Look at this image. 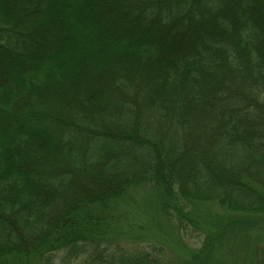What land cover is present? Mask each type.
<instances>
[{
  "label": "trees",
  "instance_id": "obj_1",
  "mask_svg": "<svg viewBox=\"0 0 264 264\" xmlns=\"http://www.w3.org/2000/svg\"><path fill=\"white\" fill-rule=\"evenodd\" d=\"M140 186L264 222V0H0V264H170Z\"/></svg>",
  "mask_w": 264,
  "mask_h": 264
},
{
  "label": "rangeland",
  "instance_id": "obj_2",
  "mask_svg": "<svg viewBox=\"0 0 264 264\" xmlns=\"http://www.w3.org/2000/svg\"><path fill=\"white\" fill-rule=\"evenodd\" d=\"M159 195L160 191L150 186H140L132 190L131 198L112 210L117 225L111 232L115 237L111 242L113 250L137 249L148 246L149 241L158 242L164 244L165 261L170 264H184L191 255H196L197 264H252L264 253V222L243 224L215 203H196L189 209L198 225H182L177 216L166 214ZM59 255L60 259L63 255ZM25 262L40 264L37 258Z\"/></svg>",
  "mask_w": 264,
  "mask_h": 264
}]
</instances>
